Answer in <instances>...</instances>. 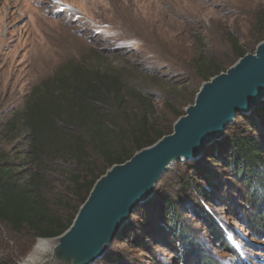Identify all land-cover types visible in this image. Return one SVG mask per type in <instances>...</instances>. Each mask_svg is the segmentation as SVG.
<instances>
[{
	"label": "rangeland",
	"instance_id": "1",
	"mask_svg": "<svg viewBox=\"0 0 264 264\" xmlns=\"http://www.w3.org/2000/svg\"><path fill=\"white\" fill-rule=\"evenodd\" d=\"M258 9L264 12V0H0V148L12 151L11 138L17 133L13 129L4 136L8 120L25 110L36 87L44 88L58 73L84 65L109 71L120 68L131 76L125 74L126 78L137 79L138 68L180 82L188 79L185 70L173 64L175 47L181 41H186L179 49L185 60L194 55L191 34L195 33L209 54L232 61L228 36L253 44L248 37L258 28ZM257 45L249 53H254ZM136 82L151 89L142 78ZM179 89L185 87L152 91L158 96L164 90L179 96ZM170 99L157 98L161 111L165 112ZM188 105L181 107L184 113ZM165 115L161 116L165 119ZM254 115V110L239 112L233 124L245 126ZM26 134L24 130L19 136L24 145ZM61 166H51L56 170L52 182L57 195L67 194L69 185ZM65 169L81 175L77 163L64 165ZM185 177L208 188L211 198L185 188ZM246 193L243 183L218 159L179 161L160 180L154 195L134 210L110 251L94 264H196V253L185 258L183 245L166 229L164 199L179 203L181 216L193 228V236L209 260L216 264H264V239L251 229L253 211ZM203 211L219 224L227 244L210 233ZM20 237L11 236L0 225V255L25 264L39 239L29 246L25 237Z\"/></svg>",
	"mask_w": 264,
	"mask_h": 264
},
{
	"label": "trees",
	"instance_id": "2",
	"mask_svg": "<svg viewBox=\"0 0 264 264\" xmlns=\"http://www.w3.org/2000/svg\"><path fill=\"white\" fill-rule=\"evenodd\" d=\"M261 14L263 10L258 9V28L248 37L253 44H243L235 35L228 36L232 61H221L220 57L209 54L206 44L195 33L191 34L194 55L185 60L179 49L186 41H181L175 47L177 59L173 64L185 70L188 79L180 82L138 68L137 79H129L125 77V74L131 77L129 73L121 72L120 68L109 71L106 67L101 70L83 65L81 69L71 67L58 73L44 88L36 87L28 106L15 112L3 131L6 137L13 129L17 134L11 138L12 151L0 148V225L13 237H25L29 246L39 238L64 233L95 182L111 166L124 163L137 151L172 133L173 120L184 114L181 107L194 102L202 83L226 71L264 40ZM138 78L148 82L151 89L139 86ZM182 87L185 89L176 92L179 96L165 90L158 96L152 91V88L175 91ZM168 96L171 101L167 100L165 112L161 111L157 98ZM254 111L255 115L245 126L232 124L225 136L209 145L197 160L201 163L208 157L218 159L221 166L243 183L246 202L253 211L249 217L251 229L264 239V101ZM24 130L27 131L25 145L19 142ZM71 163H77L81 175L71 169L64 170V165ZM58 165H62L59 169L68 179L67 194L55 192L57 187L52 178L56 170L51 166ZM182 180L185 188H194L197 194L211 198V191L194 179ZM164 202L166 229L183 245L185 258L194 252L196 264H216L196 242L193 228L181 216L179 203L166 199ZM201 215L210 233L227 244L221 227L210 213L203 211ZM0 264H16V261L0 255Z\"/></svg>",
	"mask_w": 264,
	"mask_h": 264
},
{
	"label": "water",
	"instance_id": "3",
	"mask_svg": "<svg viewBox=\"0 0 264 264\" xmlns=\"http://www.w3.org/2000/svg\"><path fill=\"white\" fill-rule=\"evenodd\" d=\"M264 100V40L254 53L202 83L194 102L173 124L172 133L114 164L94 184L71 226L56 240L51 264H94L109 251L134 210L154 195L179 161L197 160L222 139L239 112Z\"/></svg>",
	"mask_w": 264,
	"mask_h": 264
},
{
	"label": "bare ground",
	"instance_id": "4",
	"mask_svg": "<svg viewBox=\"0 0 264 264\" xmlns=\"http://www.w3.org/2000/svg\"><path fill=\"white\" fill-rule=\"evenodd\" d=\"M201 157V156H200ZM199 157V158H200ZM39 242L35 246L34 252L28 259H25V264H51L54 261V246L56 240L48 238H39Z\"/></svg>",
	"mask_w": 264,
	"mask_h": 264
}]
</instances>
